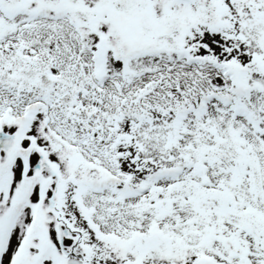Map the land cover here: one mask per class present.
<instances>
[{
  "label": "snow or ice",
  "instance_id": "6c2138e0",
  "mask_svg": "<svg viewBox=\"0 0 264 264\" xmlns=\"http://www.w3.org/2000/svg\"><path fill=\"white\" fill-rule=\"evenodd\" d=\"M0 264H264V0H0Z\"/></svg>",
  "mask_w": 264,
  "mask_h": 264
}]
</instances>
